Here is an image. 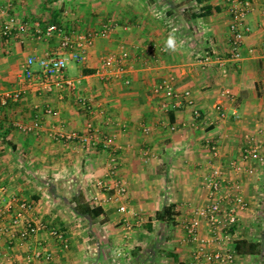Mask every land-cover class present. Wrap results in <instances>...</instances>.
<instances>
[{
    "label": "crops",
    "instance_id": "0c3cea01",
    "mask_svg": "<svg viewBox=\"0 0 264 264\" xmlns=\"http://www.w3.org/2000/svg\"><path fill=\"white\" fill-rule=\"evenodd\" d=\"M249 1L246 23L251 31L241 60L232 61L229 18L221 1L0 0V7L10 5L9 14L21 20L42 27L60 25L69 33L97 31L109 21L117 24L111 36L96 38L85 50L84 63H68L74 91L45 92L37 64L32 70L38 76L30 81L23 77L29 56H69L56 36L38 41L26 35L0 55V96L22 92L17 102L0 103V183L9 195L33 204L27 218L63 232L69 242L62 249L49 231L29 243L4 236L0 264H25L26 254L39 247L52 255L49 264H187L199 246L188 240L185 227L208 202L204 179L214 167L221 169L225 181L223 206L227 208L226 194L237 184L247 208L238 212L231 240L206 250L233 252L234 264H264V203L259 206L256 200L264 194V160H241L252 137L264 142L259 134L264 131V0ZM2 22L0 16V27ZM170 37L175 41L172 49L166 46ZM122 50L130 55L125 63L130 84L96 78L101 60ZM165 79L172 80L177 94L189 93L194 107L174 108L171 100L156 95L155 87ZM224 91L231 100L221 98ZM80 98L89 102L92 113L79 105ZM217 104L225 110L223 120L214 110ZM46 106L55 111L54 117L43 114ZM37 119L38 132L23 134L15 127ZM89 125L101 139L115 136L118 178L127 188L124 203L136 213L129 218L131 232L121 224L116 203L105 201L109 194L97 187L107 175L108 152L101 145L83 147L49 137L58 130L84 135ZM232 163L241 170L234 171ZM79 192L102 209L96 220L75 212ZM169 205L177 214L173 226L155 219ZM198 220L199 236L208 237L207 221ZM9 223V216L1 219L0 231ZM240 240L260 245V253L238 256L235 243Z\"/></svg>",
    "mask_w": 264,
    "mask_h": 264
},
{
    "label": "built area",
    "instance_id": "2783aa9c",
    "mask_svg": "<svg viewBox=\"0 0 264 264\" xmlns=\"http://www.w3.org/2000/svg\"><path fill=\"white\" fill-rule=\"evenodd\" d=\"M214 3L223 2L228 14V25L230 32L229 50L232 61L241 60V50L245 43L247 36L250 34V28L246 23V18L251 11V2L249 0H210ZM10 5L0 7V16L3 17V22L0 27V55L9 53L10 45L18 39H23L26 35H32L34 39L43 41L52 37L59 38L60 49L69 52L66 58L55 57L47 55L44 58L37 59L34 56H29L22 67L23 77L26 81L32 80L35 72L32 67L37 64L40 69V75L43 78L44 91L47 93L52 92L54 89H67L74 91L76 83L69 79L67 76V66L72 60L76 63H84L86 61L85 50L93 45L96 38H107L117 30V24L114 22H107L101 26L97 31L90 33L75 34L66 32L65 28L60 25H48L42 27L39 23L27 22L19 19L15 15L9 14ZM264 48V39L262 42ZM130 55L126 50H122L119 54H112L103 58L100 62L99 68L95 71L96 78L103 81V83H111L123 81L128 86L130 80L127 78V70L125 63L129 60ZM40 78V77H38ZM21 91H14L0 96V103L7 105L9 102H17L20 98ZM156 95H162L164 98L173 102L174 108L185 106L187 108L194 107V101L191 99L189 93L179 95L175 92L171 79L163 80L154 89ZM221 98L228 100L232 99V95L228 91L221 94ZM79 105L83 109L92 113V106L89 102L80 98ZM163 110H168V105H162ZM218 115V119L223 120L226 113L221 104L214 107ZM44 115L54 117L55 111L46 106L42 109ZM194 118L199 120L200 114L194 109ZM17 130L23 134H31L38 132L41 129V122L37 119L29 124L18 123L15 125ZM173 131L174 128L172 127ZM93 128L89 125L87 133L79 135L75 132L65 133L62 130L49 132V137L56 142L60 143H79L81 146L91 145L96 147L101 145L102 148L108 152V169L107 175L104 180L100 181L97 185L98 189L107 195L105 201H111L118 206V212L123 216L121 224L126 231H132L133 225L130 222V217H136V213L132 212L129 207L124 203L127 196V188L118 178L119 160L117 157L118 147L115 143V136L99 138L94 135ZM144 133H148L144 129ZM264 139V131L260 133ZM213 157H217L216 148L211 149ZM264 142L252 137L242 150L241 160L244 163L260 162L264 160ZM234 171H240L241 167L232 163ZM249 175L254 174L253 168H247ZM204 187L207 190L208 202L203 207L197 209L194 216L188 220L185 231L188 240L199 246L187 264H234L233 252H208L206 249L211 248L216 243H227L231 240V234L234 227L237 225V214L247 208V203L240 193L237 184L227 192L226 196L230 198L227 208H225L220 199V195L224 192L225 181L222 178L221 169L214 167L211 173L204 179ZM96 199V204L98 203ZM103 203V201L101 202ZM33 208L32 203L21 200L18 197L9 195L6 187L0 183V220L5 217H10V223L4 225L0 231V242L4 236L17 239L20 243H29L42 232L49 231L47 226L41 222L27 218V213ZM201 217L207 221L209 225L210 235L202 238L198 234L199 220ZM50 237L55 242L62 246V249L69 248V242L64 236L63 232L58 230H50ZM39 245V244H37ZM2 253L0 252V257ZM53 257L50 253L43 249L34 248L30 250L25 256V264H49Z\"/></svg>",
    "mask_w": 264,
    "mask_h": 264
},
{
    "label": "trees",
    "instance_id": "16d2710c",
    "mask_svg": "<svg viewBox=\"0 0 264 264\" xmlns=\"http://www.w3.org/2000/svg\"><path fill=\"white\" fill-rule=\"evenodd\" d=\"M74 202L76 203V206L74 208L75 212L80 216L86 217L90 220H96L102 215V209L94 205L93 201L87 202L81 192H79V194L75 196ZM176 215V212L173 211V206L169 205L163 207V209L156 214L155 219L156 221L165 223L168 226H173L175 225ZM260 249V245L256 243H248L245 240L236 241L235 243V253L238 256H243L246 254L256 255L260 253Z\"/></svg>",
    "mask_w": 264,
    "mask_h": 264
},
{
    "label": "clouds",
    "instance_id": "9594fccd",
    "mask_svg": "<svg viewBox=\"0 0 264 264\" xmlns=\"http://www.w3.org/2000/svg\"><path fill=\"white\" fill-rule=\"evenodd\" d=\"M174 45H175V41H174L173 38L170 37V38L167 40V42H166V46H167L168 48L172 49V48H174Z\"/></svg>",
    "mask_w": 264,
    "mask_h": 264
},
{
    "label": "rangeland",
    "instance_id": "374dc122",
    "mask_svg": "<svg viewBox=\"0 0 264 264\" xmlns=\"http://www.w3.org/2000/svg\"><path fill=\"white\" fill-rule=\"evenodd\" d=\"M259 194H262L261 191H259ZM258 205L261 206L264 203V194L262 196L256 198Z\"/></svg>",
    "mask_w": 264,
    "mask_h": 264
}]
</instances>
